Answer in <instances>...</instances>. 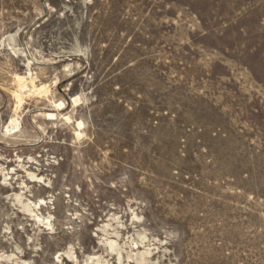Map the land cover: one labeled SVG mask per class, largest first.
Returning <instances> with one entry per match:
<instances>
[{
  "label": "rangeland",
  "instance_id": "1",
  "mask_svg": "<svg viewBox=\"0 0 264 264\" xmlns=\"http://www.w3.org/2000/svg\"><path fill=\"white\" fill-rule=\"evenodd\" d=\"M0 264H264V0H0Z\"/></svg>",
  "mask_w": 264,
  "mask_h": 264
},
{
  "label": "bare ground",
  "instance_id": "2",
  "mask_svg": "<svg viewBox=\"0 0 264 264\" xmlns=\"http://www.w3.org/2000/svg\"><path fill=\"white\" fill-rule=\"evenodd\" d=\"M26 79V78H25ZM25 79L24 78H22V77H17L15 80H16V82L15 83H17L18 84V87H17V90H15L12 94V96L16 99V101H17V104H18V107L22 104V102H23V100H24V98L27 96L28 97V95L29 94H31V93H33V94H40L41 93V89H37L36 87H35V85H34V83L33 82H31V81H29V83L27 82L26 83V81H25ZM78 101V98L76 97V98H73L72 99V103H76ZM16 104V105H17ZM61 106H63V104L62 103H59V104H57L56 105V107L57 108H61ZM63 108V107H62ZM61 108V109H62ZM53 116L54 115H52V114H47V116L46 117H48V118H53ZM11 124V123H10ZM13 124H15V122L14 121H12V125ZM79 126L81 127V123H79ZM78 127V126H77ZM79 128V127H78ZM77 130V129H76Z\"/></svg>",
  "mask_w": 264,
  "mask_h": 264
}]
</instances>
